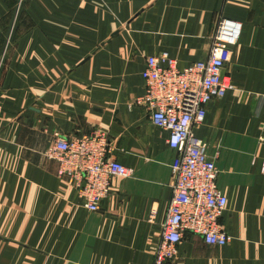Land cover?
<instances>
[{
    "label": "crops",
    "instance_id": "crops-1",
    "mask_svg": "<svg viewBox=\"0 0 264 264\" xmlns=\"http://www.w3.org/2000/svg\"><path fill=\"white\" fill-rule=\"evenodd\" d=\"M242 23L234 87L194 127L233 239L185 233L177 264H264V0H0V264H153L178 153L136 100L150 55L206 59L219 17ZM105 132L131 168L98 211L47 157L54 133Z\"/></svg>",
    "mask_w": 264,
    "mask_h": 264
},
{
    "label": "built area",
    "instance_id": "built-area-1",
    "mask_svg": "<svg viewBox=\"0 0 264 264\" xmlns=\"http://www.w3.org/2000/svg\"><path fill=\"white\" fill-rule=\"evenodd\" d=\"M242 23L219 17L206 59L179 67L169 54L150 55L142 77L145 91L136 100L145 106L152 122L169 131L168 145L178 153L172 165V196L153 264H177L178 245L186 232L202 236L207 244L224 246L233 236L220 224L228 198L218 187V169L194 127L205 122L207 107L223 98L234 85L223 68L238 43ZM110 142L105 132L64 136L54 133L47 157L60 163L59 173L78 179L85 206L100 209L115 177H127L131 168L107 156Z\"/></svg>",
    "mask_w": 264,
    "mask_h": 264
}]
</instances>
